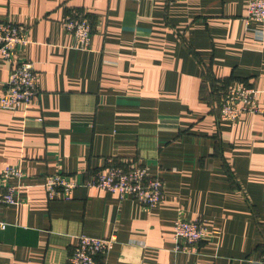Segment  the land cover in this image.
<instances>
[{
  "label": "crops",
  "instance_id": "crops-1",
  "mask_svg": "<svg viewBox=\"0 0 264 264\" xmlns=\"http://www.w3.org/2000/svg\"><path fill=\"white\" fill-rule=\"evenodd\" d=\"M248 0H0V21L25 27L37 95L0 108V172L18 165V201L0 208V264H69L80 234L116 242L103 264H259L264 257V20ZM70 7L93 31L73 48ZM0 55V95L10 72ZM214 84H210V82ZM258 91L260 113L217 118L223 89ZM210 85H213L210 86ZM115 157L164 184L163 201L78 187L49 200L43 177L95 171ZM204 219L197 249H176L174 222Z\"/></svg>",
  "mask_w": 264,
  "mask_h": 264
},
{
  "label": "built area",
  "instance_id": "built-area-1",
  "mask_svg": "<svg viewBox=\"0 0 264 264\" xmlns=\"http://www.w3.org/2000/svg\"><path fill=\"white\" fill-rule=\"evenodd\" d=\"M176 0H166L168 4ZM264 20V0H248L244 21ZM62 27L73 37V48L86 50L89 47L93 26L84 10L70 7L61 18ZM28 43V31L12 21H0V55L10 64L5 88L0 95V108L12 110L19 104H27L37 95V76L31 61L21 57L19 52ZM217 84V83H216ZM216 111L221 121H236L245 113H260L258 91L244 82H235L221 87ZM23 171L18 165H7L0 172V208L18 201L14 179L21 178ZM42 186L49 200H69L78 187L104 189L117 193L121 198L131 197L144 207H151L163 201L164 184L148 167L131 161L107 157L105 164L95 171L81 174H66L62 170L43 177ZM6 223L0 220V229ZM176 249L192 251L208 236L204 219L180 217L174 222ZM116 242V234L93 237L80 234L68 254L69 264H103L99 255L106 254ZM264 264V257L259 261Z\"/></svg>",
  "mask_w": 264,
  "mask_h": 264
},
{
  "label": "trees",
  "instance_id": "trees-1",
  "mask_svg": "<svg viewBox=\"0 0 264 264\" xmlns=\"http://www.w3.org/2000/svg\"><path fill=\"white\" fill-rule=\"evenodd\" d=\"M91 21V20H90ZM210 82V84H214V82H211V81H209ZM220 83H221V87H224V86H227L228 84L227 83H224L223 81H220ZM217 85V84H216ZM210 86H212L213 87V85H210Z\"/></svg>",
  "mask_w": 264,
  "mask_h": 264
}]
</instances>
